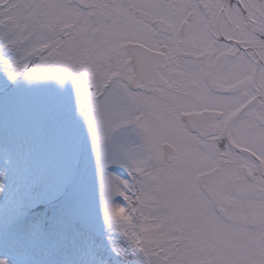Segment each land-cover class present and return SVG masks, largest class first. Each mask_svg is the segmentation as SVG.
Listing matches in <instances>:
<instances>
[{"label":"snow or ice","instance_id":"snow-or-ice-1","mask_svg":"<svg viewBox=\"0 0 264 264\" xmlns=\"http://www.w3.org/2000/svg\"><path fill=\"white\" fill-rule=\"evenodd\" d=\"M0 264H264V0H0Z\"/></svg>","mask_w":264,"mask_h":264}]
</instances>
